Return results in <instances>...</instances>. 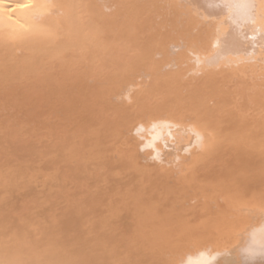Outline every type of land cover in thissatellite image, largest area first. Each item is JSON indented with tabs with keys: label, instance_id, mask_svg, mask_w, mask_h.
I'll return each instance as SVG.
<instances>
[{
	"label": "bare ground",
	"instance_id": "1",
	"mask_svg": "<svg viewBox=\"0 0 264 264\" xmlns=\"http://www.w3.org/2000/svg\"><path fill=\"white\" fill-rule=\"evenodd\" d=\"M0 195V264H264V0H0Z\"/></svg>",
	"mask_w": 264,
	"mask_h": 264
},
{
	"label": "rangeland",
	"instance_id": "2",
	"mask_svg": "<svg viewBox=\"0 0 264 264\" xmlns=\"http://www.w3.org/2000/svg\"><path fill=\"white\" fill-rule=\"evenodd\" d=\"M23 171H24V170H22V171H8V172H10L11 174H18V175L22 176L21 174L23 173ZM4 172H5V171H4ZM4 172H1V173H4ZM16 195H18L17 192H15L13 196L16 197ZM0 196H1V195H0Z\"/></svg>",
	"mask_w": 264,
	"mask_h": 264
},
{
	"label": "snow or ice",
	"instance_id": "3",
	"mask_svg": "<svg viewBox=\"0 0 264 264\" xmlns=\"http://www.w3.org/2000/svg\"><path fill=\"white\" fill-rule=\"evenodd\" d=\"M262 246H264V245H262Z\"/></svg>",
	"mask_w": 264,
	"mask_h": 264
}]
</instances>
